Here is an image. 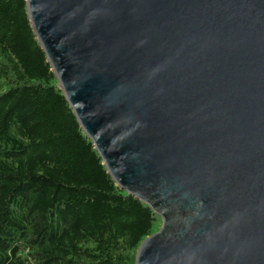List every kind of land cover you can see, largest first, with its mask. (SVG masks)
<instances>
[{
	"label": "water",
	"instance_id": "obj_1",
	"mask_svg": "<svg viewBox=\"0 0 264 264\" xmlns=\"http://www.w3.org/2000/svg\"><path fill=\"white\" fill-rule=\"evenodd\" d=\"M117 184L162 217L136 264H264V0H27Z\"/></svg>",
	"mask_w": 264,
	"mask_h": 264
},
{
	"label": "trees",
	"instance_id": "obj_2",
	"mask_svg": "<svg viewBox=\"0 0 264 264\" xmlns=\"http://www.w3.org/2000/svg\"><path fill=\"white\" fill-rule=\"evenodd\" d=\"M158 217L109 173L27 0H0V264H136Z\"/></svg>",
	"mask_w": 264,
	"mask_h": 264
},
{
	"label": "rangeland",
	"instance_id": "obj_3",
	"mask_svg": "<svg viewBox=\"0 0 264 264\" xmlns=\"http://www.w3.org/2000/svg\"><path fill=\"white\" fill-rule=\"evenodd\" d=\"M158 216H159V215H158ZM162 227H163V219H162L161 216H159V217H158V220H157V222H156V227H155L156 229H155V232H154V233L160 231ZM137 252H138V249H137L136 253H137ZM136 259H137V254H136Z\"/></svg>",
	"mask_w": 264,
	"mask_h": 264
}]
</instances>
